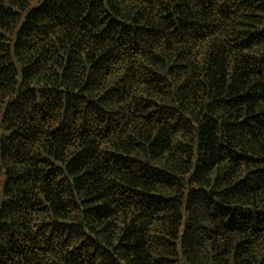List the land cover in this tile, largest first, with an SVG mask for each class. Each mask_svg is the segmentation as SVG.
I'll return each instance as SVG.
<instances>
[{"label":"trees","instance_id":"1","mask_svg":"<svg viewBox=\"0 0 264 264\" xmlns=\"http://www.w3.org/2000/svg\"><path fill=\"white\" fill-rule=\"evenodd\" d=\"M0 264H264V0H0Z\"/></svg>","mask_w":264,"mask_h":264}]
</instances>
